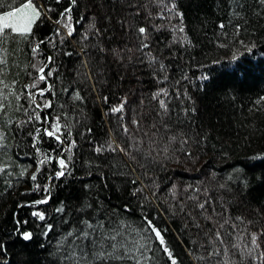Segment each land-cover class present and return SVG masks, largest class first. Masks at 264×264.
I'll use <instances>...</instances> for the list:
<instances>
[{
  "label": "trees",
  "instance_id": "obj_1",
  "mask_svg": "<svg viewBox=\"0 0 264 264\" xmlns=\"http://www.w3.org/2000/svg\"><path fill=\"white\" fill-rule=\"evenodd\" d=\"M32 2L30 34L0 33V264H82V221L142 232L145 217L177 264H264V0H77L71 35L69 0ZM57 120L60 141L43 131ZM146 255L171 264L158 241Z\"/></svg>",
  "mask_w": 264,
  "mask_h": 264
},
{
  "label": "snow or ice",
  "instance_id": "obj_2",
  "mask_svg": "<svg viewBox=\"0 0 264 264\" xmlns=\"http://www.w3.org/2000/svg\"><path fill=\"white\" fill-rule=\"evenodd\" d=\"M59 2V0H57ZM77 3V0H69V6L64 9V11L59 13V16L64 18L63 25L67 29L68 35H71L74 31V28L71 24L72 17L70 13L72 12L73 6H75ZM177 15H180L177 13ZM41 16V11L38 9L37 6H35L32 2V0H27L26 3H23L20 7H14L12 10L4 12L2 15H0V33L4 32L6 29H10L13 33H18L20 36L24 37L27 36L32 32L33 24L37 22L38 18ZM61 20H57L56 23H61ZM223 27V26H222ZM139 33L144 34L146 32V29L144 27L139 28ZM180 31H183V28L180 29ZM39 45H37V48ZM141 47H147V45L142 44ZM37 48H33V52L37 51ZM233 59H236L234 56ZM49 61H51V57H49ZM3 63V60H0V64ZM39 76L38 81H46L48 77H51L53 75L52 71L47 72V75H45V68L40 67L38 69ZM5 87H7L5 85ZM30 87L37 89L36 95H39L41 97L44 96L45 92L51 91V86L48 88H38L37 83H33ZM161 93H164L167 95V93L161 89ZM3 93L0 92V96H2ZM159 95V93L155 94ZM29 98L32 101L33 104H35V107L37 109L39 108H49L51 107V102L44 103L43 105H40L36 103L35 95L32 93H29ZM79 99V96H77ZM107 99V98H105ZM264 100V97L261 98ZM126 99L121 102L120 105L114 106L110 109L112 113H119L123 111V108L125 107ZM160 106L162 109L166 107L165 102L163 100L160 101ZM4 105L0 103V108H3ZM36 120L40 119L39 114L35 116ZM134 123H137L136 121H133ZM40 131L39 129L37 130ZM44 134H46L48 137H55L57 141H60V136L58 135L61 132V125L58 122L51 124V130L44 129ZM91 129H89V132ZM124 132L127 134L129 132V129L127 127H124ZM74 143V142H73ZM108 148L111 151H116L119 149L121 152H127L126 148H120L119 145H117L115 148L109 144ZM104 150L103 146H99L95 149L97 153H100ZM59 165L61 170L57 171L55 173L56 177H61L65 175V172L63 169L67 167L65 161L63 159L59 160ZM39 170V169H38ZM32 179L35 180L36 176L35 174L32 176ZM135 183V181L133 182ZM47 191V189H45ZM48 201L45 200H39L36 201L35 204H46ZM201 209L204 208V205L199 206ZM63 209L58 208L56 211L60 212ZM34 217H38L41 221L45 219V216L42 212L34 211L32 213ZM82 224L84 225L83 229L76 232V239L77 243L74 244L73 250H71V255L69 258L73 260L81 261L82 264H92V260L96 261H122V260H128V261H134V264H141V261L144 262V264H148V261L150 260V257L146 255V253L151 251V244L152 241H158L159 246L162 248L163 253L167 256V259L171 262V264H177V260L174 257L172 251L166 246V242L164 239V236L162 234V230L157 228L155 224L152 222V220H149L145 217V227L143 228L142 232L139 229L133 228L131 225H126L123 222H121L118 225L110 226L109 228H105L103 221H98L97 223L93 224L90 223L88 220L82 221ZM49 229L52 227L51 225L48 226ZM73 232H69L67 235L68 237L73 236ZM21 237L25 241H29L32 239L33 234L31 232H22L20 233ZM216 239L220 241L222 244L224 241L222 237L220 236V233H216ZM79 241H86L87 244L92 245V251L89 252L87 248V244L81 245L78 242ZM257 237L255 234L252 235L251 243L258 247L256 244ZM234 248H238V245H233ZM97 248L99 249L97 251ZM79 251L80 255L76 256V252ZM218 250H214L213 253H210V255H216ZM225 252H227V249H225ZM251 255V251L249 252ZM91 256L92 260H89L88 257ZM227 264V262H225Z\"/></svg>",
  "mask_w": 264,
  "mask_h": 264
},
{
  "label": "rangeland",
  "instance_id": "obj_3",
  "mask_svg": "<svg viewBox=\"0 0 264 264\" xmlns=\"http://www.w3.org/2000/svg\"><path fill=\"white\" fill-rule=\"evenodd\" d=\"M0 15H2V14H0Z\"/></svg>",
  "mask_w": 264,
  "mask_h": 264
}]
</instances>
